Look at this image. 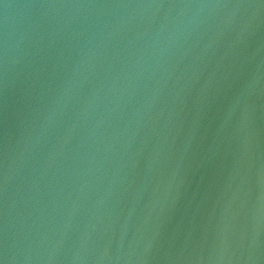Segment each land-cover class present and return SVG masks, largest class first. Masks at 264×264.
<instances>
[{
	"label": "water",
	"instance_id": "water-1",
	"mask_svg": "<svg viewBox=\"0 0 264 264\" xmlns=\"http://www.w3.org/2000/svg\"><path fill=\"white\" fill-rule=\"evenodd\" d=\"M0 264H264V0H0Z\"/></svg>",
	"mask_w": 264,
	"mask_h": 264
}]
</instances>
